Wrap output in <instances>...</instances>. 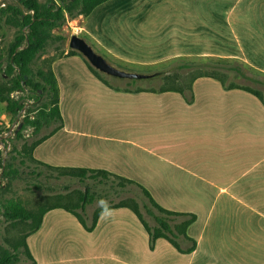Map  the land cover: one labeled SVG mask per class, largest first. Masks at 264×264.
<instances>
[{
  "label": "crops",
  "instance_id": "1",
  "mask_svg": "<svg viewBox=\"0 0 264 264\" xmlns=\"http://www.w3.org/2000/svg\"><path fill=\"white\" fill-rule=\"evenodd\" d=\"M76 28L123 63L217 57L264 73V0H106ZM65 62L111 96L163 107L129 111L123 122L69 123V91L75 99L80 90ZM51 66L63 125L33 149V157L136 181L161 207L196 216L186 230L196 247L181 253L158 238L150 249L144 227L126 207L102 211L91 232L55 208L26 238L36 264H264V102L210 77L193 80L187 102L172 90L114 91L77 55L56 58ZM201 80L212 89L197 90Z\"/></svg>",
  "mask_w": 264,
  "mask_h": 264
},
{
  "label": "trees",
  "instance_id": "2",
  "mask_svg": "<svg viewBox=\"0 0 264 264\" xmlns=\"http://www.w3.org/2000/svg\"><path fill=\"white\" fill-rule=\"evenodd\" d=\"M15 1L17 3L15 5L5 4L3 7H0V13L7 10L10 11L11 22L19 26V34L11 42V45H9L6 56L3 57L0 53V78L2 80L0 83V103L5 104V109L11 115L12 119H15L24 107L22 94L13 96V92L26 93L28 97L33 99V103H37V107L26 108L24 111L21 126L16 131L15 138H21V131L26 127H31L34 132H37L42 128L52 126L47 133L35 139L30 145L24 143L21 150L18 151L19 154L24 155L25 158L36 163L38 166L37 171H31V174L36 177H41L42 172L48 171L49 173H54V177L74 178L80 183H84L86 179H95L97 182L103 183L105 180L107 181L109 178H112L113 180H117L116 184L120 189L125 188L127 185H133L148 200L149 205L144 204L143 207L150 219L153 220V224L150 225L143 219L136 204H129L127 201H119L115 204L102 205L95 208L89 218V223H87L85 209L93 201L92 188L87 184H83V190H73L64 196L58 195L54 203L39 206L34 211L26 209L18 201L8 199L4 203H1L0 212L3 219L11 225H22L28 228L15 238L10 239V241L8 240L7 248L0 245V264H16L20 259V255H23L29 261V264H36L35 259L29 251L26 238L39 228L43 218L42 216L48 210L55 208H61L72 214L87 232H91L96 226L97 219L102 211L111 208L126 207L134 213L144 227L148 235V247L150 249H153L156 239L164 238L178 252H192L196 247V241L188 237L186 230L196 220L194 214L169 211L161 207L142 185L109 171L83 167L51 166L33 157V149L39 143L53 135L63 125L58 104L59 86L51 66L55 59L44 61L42 65L36 68L33 67V63L48 40L52 38L51 30L53 28L60 26L66 20V17L72 19L86 17L96 6L106 0ZM84 38L92 45H95L88 37L84 36ZM65 55L80 56L77 52L75 53V51L70 49ZM82 60L94 77L102 83L109 85L105 75L93 69L83 58ZM237 64L248 66L239 59L222 58L213 60L206 57L199 61L182 63L171 67L172 70L162 76L165 79L173 77L170 83H176L177 85L175 84L167 88L151 89L150 91H176L187 102H191L193 100V93L189 82L199 77H210L219 79L222 87L225 89H243L244 91L252 93L263 102L257 90L231 80L227 83L223 80L224 76H228V74H232V77L236 78L244 75V72L239 69ZM3 65L4 70L2 69ZM181 70H186L190 74L187 81L179 75ZM2 72L7 76V79H4V75L1 74ZM259 73L264 76V73ZM5 129V127L0 125V137H2ZM24 174L26 175L27 173L14 167L8 159L4 160L3 151L0 147V179L11 180L22 178ZM178 218L183 219L178 221ZM184 244L186 246L182 247L181 245Z\"/></svg>",
  "mask_w": 264,
  "mask_h": 264
},
{
  "label": "rangeland",
  "instance_id": "3",
  "mask_svg": "<svg viewBox=\"0 0 264 264\" xmlns=\"http://www.w3.org/2000/svg\"><path fill=\"white\" fill-rule=\"evenodd\" d=\"M37 1L44 2L46 0ZM5 4L15 5L17 3L15 0H0V7H3ZM81 20L82 18L80 17L74 19L66 17V20L60 26L53 28L51 30L52 38L48 40L43 50L38 54L37 59L33 63V67L36 68L42 65L44 61L66 56L65 53L69 50L67 47L68 39L72 33H79L76 27ZM18 34L19 26L14 25L11 22L10 11L7 10L0 13V53L3 57L6 56L9 45H11V42H13ZM79 35L81 34L79 33ZM87 42L90 43L89 41ZM92 46L114 66L124 70L142 73H149L159 69L171 68L182 63L204 59V57L199 56H187L163 60L157 64H130L112 58L102 52L95 45ZM206 58H211L213 60L222 59L217 57ZM237 66L242 72H244L245 76L243 75L236 78L232 77V74H228V76H224L223 80H225L226 83L231 80L235 83L247 85L250 88L257 90L264 102V76L248 66L238 64ZM63 67L65 72H72L73 76H76V83L80 90L77 91V97L75 99L71 95L73 90L71 88L69 91V99L65 97V99L67 98V102L65 104L64 114L65 120L69 123L74 122L84 124L104 119L108 122H123L126 121V113H129V111L135 113L142 112L141 110L143 106L146 108L147 106L153 108L154 106L163 107L159 102L153 100L150 101V99H118L107 94V92H104L99 87H96L91 80H86L85 77H81V72L73 62H65ZM2 69L4 70V65ZM1 74L4 75V79H7V76L3 72ZM179 75L186 81L190 77V74L186 72V70H181ZM106 79L111 86V89L118 92L150 91L151 89L167 88L176 84L170 83L173 77H168L166 79L160 77L151 81L119 80L107 76ZM217 80L220 81L219 79ZM1 82L2 80L0 78V83ZM192 82L193 81L189 82L191 87ZM205 83L204 80L199 81L196 85V89L200 91L212 89V87H209ZM20 94L23 96L22 100L24 102V107L15 119H12L11 115L6 111L5 104L0 103V125L6 128L2 133V137H0V147L3 151L4 160L8 159L14 167L23 170L27 174H24L22 178L11 180L4 178L0 179V210L1 203H4L8 199H12L23 204L26 209L34 211L37 210L39 206H46L54 203L58 195L64 196L73 190H83V184H87L91 186L93 193V201L91 204H88L85 209L87 223H89V218L95 208L102 205L115 204L119 201H127L129 204H136L143 219H145L150 225L153 224V220L150 219L143 207L144 204L149 205L148 200L142 195L140 190L133 185H127L125 188L120 189L116 184L117 180H113L112 178H109L107 181L105 180L103 183H99L95 179H86L84 183H80L74 178L54 177V173H49L48 171L42 172L41 177L32 175L31 171H37L38 166L36 163L25 158L24 155L19 154L18 151L21 150L24 143L30 145L35 139L47 133L52 126L49 128H42L37 132H34L31 127H26L21 131L22 137L15 138V131L18 125L21 124V119L26 108L37 107V103H33V99L28 97L26 93H12L13 96H19ZM168 102L169 101L164 104H167ZM182 219L183 218H178L177 220L181 221ZM27 228L28 227L22 225H11L8 221L3 219L0 212V245L7 248V241H10V239L23 233ZM19 257L20 259L16 264H29V261H27L23 255H20Z\"/></svg>",
  "mask_w": 264,
  "mask_h": 264
},
{
  "label": "water",
  "instance_id": "4",
  "mask_svg": "<svg viewBox=\"0 0 264 264\" xmlns=\"http://www.w3.org/2000/svg\"><path fill=\"white\" fill-rule=\"evenodd\" d=\"M67 47L68 49L75 51V53L77 52L93 69L113 79L151 81L162 77L172 70L171 68H165L149 73H142L121 69L108 62L107 59L97 52L84 37L76 32L70 35ZM20 126L21 124L18 125L16 131Z\"/></svg>",
  "mask_w": 264,
  "mask_h": 264
}]
</instances>
